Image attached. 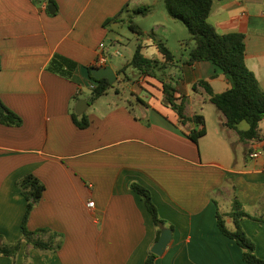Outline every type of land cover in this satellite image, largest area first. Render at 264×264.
<instances>
[{
	"label": "crops",
	"instance_id": "0c3cea01",
	"mask_svg": "<svg viewBox=\"0 0 264 264\" xmlns=\"http://www.w3.org/2000/svg\"><path fill=\"white\" fill-rule=\"evenodd\" d=\"M54 2L50 13L46 0H0V100L23 120L19 127L0 123V243L21 237L27 201L17 181L33 174L46 189L27 227L51 229L64 236L63 245L50 253L23 245L14 263L0 255V264H145L157 228L131 183L151 192L160 217L174 227L155 264H249L217 223L219 212L235 228V200L246 214L241 226L264 259V223L249 217L264 218V120L259 140L242 141L217 109L209 130L206 108L215 105L199 83L206 81L215 94L230 84L212 61L190 62L191 47L186 58L174 54L164 70L151 73L187 98L188 117L204 116L207 134L197 143L189 137L193 125H181L163 104L159 77L138 69L113 93L85 100L90 124L79 129L73 113L85 89L92 95L90 67L104 56L102 67L117 74L110 46L121 43L127 18L146 2ZM208 22L221 34L245 36L247 66L264 90V0H215ZM138 40L145 58L166 63L161 40ZM243 123L239 129L247 130ZM210 134L214 141L206 143ZM215 144L217 158L209 154ZM254 152L259 156L252 158Z\"/></svg>",
	"mask_w": 264,
	"mask_h": 264
},
{
	"label": "trees",
	"instance_id": "16d2710c",
	"mask_svg": "<svg viewBox=\"0 0 264 264\" xmlns=\"http://www.w3.org/2000/svg\"><path fill=\"white\" fill-rule=\"evenodd\" d=\"M46 1L55 4L54 0ZM163 1L169 16L182 22L191 35L194 46L190 52V62L212 61L223 70L230 84V88L225 92L215 94L210 85L203 80L199 84L205 87L210 95V101L224 114L227 126L237 131L242 141L259 140V126L264 120V90L261 88L254 72L247 66L245 36L241 33L221 34L208 22L215 0ZM123 12L108 22L118 20ZM133 12L134 15H147L149 8L141 7L135 9ZM127 26L137 36L143 35L142 29L132 19L127 20ZM157 46L159 51L164 54L166 63L162 64L157 60L153 61L145 58L141 53V45H138L131 62L121 72L125 73L128 67H133L141 73L158 78L159 76L155 73H151L153 68H158L161 71L164 70L166 64L172 62L175 56L163 42H157ZM93 67L95 65L89 69L90 77L95 84V87L92 89L90 103L107 95L111 89L115 88V84L119 81L117 80L112 85L107 79H95L91 73ZM119 74L120 72H117L118 76ZM159 79L163 83V104L172 108L177 113L181 125H193L189 129V137L193 142L197 143L207 134L204 116L194 115L188 117L185 114L187 98L182 95L177 96V89L172 83L165 81L161 77ZM73 121L79 129H85L90 124L84 114L79 116L73 113ZM243 122L248 124L247 130L239 129V125ZM0 123L8 127H19L22 125L23 120L0 100ZM17 187L27 201V208L21 224V237L13 243H0V255L10 257L13 259V263L23 245L31 246L44 253H50L58 251L62 247L64 240L63 235L53 232L51 229L41 228L30 231L27 227L31 212L45 192V185L35 175L27 174L17 181ZM130 188L140 195L151 214L154 225L157 228L156 240L159 239L164 228L174 230L173 225L160 217L151 192L147 188L138 183H131ZM230 215L234 222L235 228L233 230H230L226 226L222 215L219 212L217 213V223L221 232L240 246L245 262L249 264H264V259H261L256 254L255 242L247 236L241 226V220L246 214L241 210L239 201H234ZM249 217L264 223V218ZM0 241H2V237H0ZM157 257L156 254L149 251L145 264H155ZM25 258L27 262L28 256Z\"/></svg>",
	"mask_w": 264,
	"mask_h": 264
},
{
	"label": "rangeland",
	"instance_id": "374dc122",
	"mask_svg": "<svg viewBox=\"0 0 264 264\" xmlns=\"http://www.w3.org/2000/svg\"><path fill=\"white\" fill-rule=\"evenodd\" d=\"M144 2H146V5L144 4L143 7L149 8L148 14L135 15L131 19L142 29L144 36H150L152 38H156L158 41L161 40L164 42L171 52L176 55L177 59L180 60L181 58H186L191 50V47L193 48L194 46V42L191 40V35L187 27L182 22L169 16L163 0H144ZM125 16L127 17V13H125ZM127 19L129 20V18ZM158 24H161V27L163 28L161 31L155 32V25ZM126 28L127 29L123 33L124 37L121 38V43L110 46V50L108 52L111 63L115 66V70L120 72L119 81L115 84V87L124 83L122 80L125 79V74L130 78H133L134 73H137V70L133 67L127 68L125 73L120 71L123 66L131 62L139 42L138 36L133 33L127 25ZM164 30L168 32V37H164ZM180 40L182 42L181 44L178 42ZM84 91L85 92L81 95L80 100H89L91 96L90 92L87 89ZM111 93H113L112 89ZM211 108L213 110H211L209 106L206 108L207 125L209 130L213 126L217 113V108L215 106L211 105ZM243 125L244 127L248 126L245 122ZM204 141H207L206 143L213 142V135L210 134ZM209 145L210 144H206L205 146ZM212 147L214 149H212L213 151H209V154L212 157L217 158V144L212 145ZM238 156L240 157V153H238Z\"/></svg>",
	"mask_w": 264,
	"mask_h": 264
},
{
	"label": "water",
	"instance_id": "95a60500",
	"mask_svg": "<svg viewBox=\"0 0 264 264\" xmlns=\"http://www.w3.org/2000/svg\"><path fill=\"white\" fill-rule=\"evenodd\" d=\"M48 10L50 13H55V5L50 2L48 4ZM91 73L95 77V79H107L112 85L115 84L118 80L116 72L110 67H93L91 69ZM88 106V102L80 100L75 109L76 114L82 115ZM172 236L173 231L170 228H164L159 239L152 246L151 251L157 256L163 255L172 240Z\"/></svg>",
	"mask_w": 264,
	"mask_h": 264
},
{
	"label": "built area",
	"instance_id": "2783aa9c",
	"mask_svg": "<svg viewBox=\"0 0 264 264\" xmlns=\"http://www.w3.org/2000/svg\"><path fill=\"white\" fill-rule=\"evenodd\" d=\"M107 62V58L106 57H100L97 61H96V63H95V67H102L105 63ZM95 87V84L94 83H92L91 85H90V89L92 90L93 88ZM259 152L257 153V152H254L253 154H251V157L252 158H256V157H258L259 156ZM88 207H90V208H92V207H94V201H90L89 203H88Z\"/></svg>",
	"mask_w": 264,
	"mask_h": 264
}]
</instances>
